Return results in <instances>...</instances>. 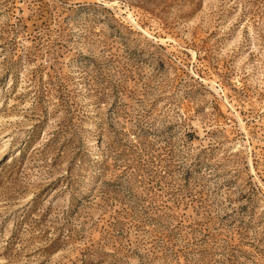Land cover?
Wrapping results in <instances>:
<instances>
[{
    "label": "rangeland",
    "instance_id": "rangeland-1",
    "mask_svg": "<svg viewBox=\"0 0 264 264\" xmlns=\"http://www.w3.org/2000/svg\"><path fill=\"white\" fill-rule=\"evenodd\" d=\"M0 264H264V0H0Z\"/></svg>",
    "mask_w": 264,
    "mask_h": 264
}]
</instances>
